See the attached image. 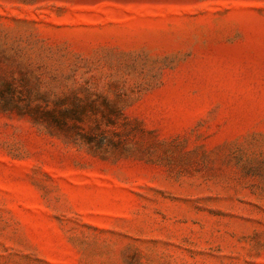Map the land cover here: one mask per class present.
I'll return each mask as SVG.
<instances>
[{
	"label": "rangeland",
	"instance_id": "1",
	"mask_svg": "<svg viewBox=\"0 0 264 264\" xmlns=\"http://www.w3.org/2000/svg\"><path fill=\"white\" fill-rule=\"evenodd\" d=\"M0 264H264V0H0Z\"/></svg>",
	"mask_w": 264,
	"mask_h": 264
}]
</instances>
